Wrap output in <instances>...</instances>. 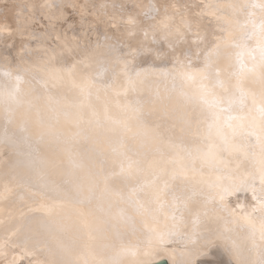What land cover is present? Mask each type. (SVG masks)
<instances>
[{"label": "snow or ice", "instance_id": "6c2138e0", "mask_svg": "<svg viewBox=\"0 0 264 264\" xmlns=\"http://www.w3.org/2000/svg\"><path fill=\"white\" fill-rule=\"evenodd\" d=\"M0 264H264V0H0Z\"/></svg>", "mask_w": 264, "mask_h": 264}, {"label": "bare ground", "instance_id": "6f19581e", "mask_svg": "<svg viewBox=\"0 0 264 264\" xmlns=\"http://www.w3.org/2000/svg\"><path fill=\"white\" fill-rule=\"evenodd\" d=\"M128 2H133V0H128ZM3 150L0 149V156H2ZM162 259H167L168 263L170 264L168 255L165 254L163 256L157 257V261L162 260ZM227 256H224L222 252H217L215 255L209 256L207 258L209 264H227Z\"/></svg>", "mask_w": 264, "mask_h": 264}, {"label": "water", "instance_id": "95a60500", "mask_svg": "<svg viewBox=\"0 0 264 264\" xmlns=\"http://www.w3.org/2000/svg\"><path fill=\"white\" fill-rule=\"evenodd\" d=\"M224 256H226V255H224ZM157 262H158V264H169L167 259H162V260H159Z\"/></svg>", "mask_w": 264, "mask_h": 264}]
</instances>
